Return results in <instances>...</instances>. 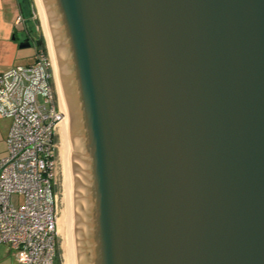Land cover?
Here are the masks:
<instances>
[{
    "label": "water",
    "instance_id": "water-1",
    "mask_svg": "<svg viewBox=\"0 0 264 264\" xmlns=\"http://www.w3.org/2000/svg\"><path fill=\"white\" fill-rule=\"evenodd\" d=\"M38 4L63 264H264V0Z\"/></svg>",
    "mask_w": 264,
    "mask_h": 264
},
{
    "label": "built area",
    "instance_id": "built-area-1",
    "mask_svg": "<svg viewBox=\"0 0 264 264\" xmlns=\"http://www.w3.org/2000/svg\"><path fill=\"white\" fill-rule=\"evenodd\" d=\"M15 23L24 25L21 14ZM54 82L48 51L36 48L30 63L0 74V115L11 122L0 157V245L17 264H61L56 165L65 115Z\"/></svg>",
    "mask_w": 264,
    "mask_h": 264
},
{
    "label": "crops",
    "instance_id": "crops-1",
    "mask_svg": "<svg viewBox=\"0 0 264 264\" xmlns=\"http://www.w3.org/2000/svg\"><path fill=\"white\" fill-rule=\"evenodd\" d=\"M19 2L20 0H0V74L17 65H24L25 59L31 61L30 58L34 56L19 48L20 43L25 39H29L30 46L35 48L34 41L26 36L21 26L15 23L16 17L21 14ZM10 124L9 119L0 115V157L6 154V137Z\"/></svg>",
    "mask_w": 264,
    "mask_h": 264
},
{
    "label": "rangeland",
    "instance_id": "rangeland-1",
    "mask_svg": "<svg viewBox=\"0 0 264 264\" xmlns=\"http://www.w3.org/2000/svg\"><path fill=\"white\" fill-rule=\"evenodd\" d=\"M31 3H32L31 8H33V15L31 18V22L27 28L32 32V35L35 38L43 37L46 50L49 53L48 45H47L48 43H47V40H46V37L44 34L43 23L41 20V14H39L40 11H39V8L37 5V0H31ZM24 27H25V25L21 26L22 29H24ZM23 51L28 53L31 56L32 54H34L35 48H34V46H30L29 48L23 49ZM30 59H32V58H30ZM27 60L28 59H25L23 61V64H25L27 62H29V63L31 62L30 60L29 61H27ZM53 69H54V67H53ZM54 75H55V72H54ZM56 173H57V165H56ZM57 179H58V174H57ZM19 201H20V199H18L17 197H13V199H12V203L15 205H17ZM59 219H60V213H59ZM58 232H59V230H58ZM58 245H59L57 247V249H58V251H57L58 261H59V263L63 264L62 256H61V247H60V233H59V244ZM0 264H17L16 258L12 256L11 251L8 250V248H6V246H4V245H0Z\"/></svg>",
    "mask_w": 264,
    "mask_h": 264
},
{
    "label": "trees",
    "instance_id": "trees-1",
    "mask_svg": "<svg viewBox=\"0 0 264 264\" xmlns=\"http://www.w3.org/2000/svg\"><path fill=\"white\" fill-rule=\"evenodd\" d=\"M19 7H20V11H21V15L24 19V30H25V34L27 37H29L32 41H34V45L35 48L38 49L39 51L46 53V47H45V42L43 37H38L35 38L32 35V32L27 28L28 25L31 22V18L33 15V8L32 7V3L31 0H20L19 2Z\"/></svg>",
    "mask_w": 264,
    "mask_h": 264
},
{
    "label": "bare ground",
    "instance_id": "bare-ground-1",
    "mask_svg": "<svg viewBox=\"0 0 264 264\" xmlns=\"http://www.w3.org/2000/svg\"><path fill=\"white\" fill-rule=\"evenodd\" d=\"M37 5H38L39 11H40V7H39V4H38V0H37ZM39 14H41V11H40ZM41 20H42V23H43L44 34H45V37H46V26H45V23H44V20H43L42 14H41ZM46 40H47V37H46ZM47 43H48V40H47ZM47 45H48L49 54H50V56H51V61H52V64H53V59H52V54H51V51H50V47H49V44H47ZM53 67H54V66H53ZM54 72H55V70H54ZM55 79H56V77H55ZM56 83H57V82H56ZM57 88H58V87H57ZM65 118H66V116H65ZM65 118H64V119H65ZM64 119H63V120H64ZM62 132H63V124L61 123V124H60V127H59V135H60V145H59V148H60V146H61ZM60 223H61V219L58 220V230H59V231H60V227H61Z\"/></svg>",
    "mask_w": 264,
    "mask_h": 264
},
{
    "label": "flooded vegetation",
    "instance_id": "flooded-vegetation-1",
    "mask_svg": "<svg viewBox=\"0 0 264 264\" xmlns=\"http://www.w3.org/2000/svg\"><path fill=\"white\" fill-rule=\"evenodd\" d=\"M53 87H54V96H55V98L58 100V102H60L59 101V93H58V88H57V83H56V79H55V82L53 83ZM65 120V119H64ZM59 134V133H58ZM58 145L60 144V135L58 136ZM59 159V147H58V151H57V160ZM57 163H58V161H57ZM57 189H58V187H57Z\"/></svg>",
    "mask_w": 264,
    "mask_h": 264
}]
</instances>
